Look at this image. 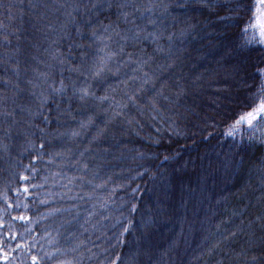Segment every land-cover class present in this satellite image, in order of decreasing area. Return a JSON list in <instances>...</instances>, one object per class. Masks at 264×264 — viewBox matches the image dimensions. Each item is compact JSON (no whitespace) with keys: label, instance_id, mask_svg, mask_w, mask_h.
I'll return each instance as SVG.
<instances>
[{"label":"trees","instance_id":"obj_1","mask_svg":"<svg viewBox=\"0 0 264 264\" xmlns=\"http://www.w3.org/2000/svg\"><path fill=\"white\" fill-rule=\"evenodd\" d=\"M33 2L40 3L41 7L30 8L29 4ZM77 2L79 0H0V4L3 5H17L10 10L0 7V24L8 25V32L13 33L8 36L11 46L6 48L0 45V53L11 52L19 45L20 51L15 59L9 61V65L14 66L18 59L21 69L20 79L17 80L11 72V67L5 73L4 68L0 66V95L15 97V103L9 100L7 107L10 111L15 110L16 119L19 121L13 129L11 139L3 140V143L8 145L7 151L0 150V210L6 208L7 204L13 205L10 213L0 219V223L4 225L0 233L9 237V240L5 241L4 251L10 254L11 264H21L22 260L24 264H28L30 261V256L25 257V254L19 250L13 251L18 243L31 246L35 242L36 248L33 249L32 254H38L37 249L41 253L52 251L53 245L67 246V240L71 239L69 234L81 231L79 223L71 221V216L75 213L63 211L52 215L49 213L55 209L69 208L76 203L82 223L83 217L93 203L87 198L83 201H71L67 197L58 195L66 190L60 187L63 181L59 176L53 174L67 173L77 176L84 174L76 172L59 158L52 159L50 163L51 158L48 153L72 148L78 155L80 150L89 146L88 141L95 135L96 126L90 127L82 136L75 139L67 136L62 139H52L50 145L46 144L43 157H38L37 152L27 144L26 137L16 131V128L26 127L27 115L22 113L20 108L34 109L38 104L36 98L31 95L33 89L27 81L35 79L39 72L49 71L46 65L54 63L45 49L51 46L66 53L70 50L69 46L73 41L82 40L77 36L76 26L71 23L67 13L71 12L77 21L80 20V15L72 12L71 7H58ZM175 2L182 3L183 0H175ZM212 3L214 6L211 10L199 4H193L187 8L170 9L171 16L164 19V23L169 26V31L177 33L176 47L181 49L182 63L175 71L190 80L200 77L196 80L200 86L198 94L194 102L190 97L188 103L196 108L199 117H214V120H208V124L211 125L208 130L200 132L198 128L203 127V122L197 115H192L190 120L198 127H192V124H187L185 127L186 122L179 121L181 129L187 135L173 137L174 142L171 144L165 140L161 146L149 147L150 142L141 139L148 135L149 129H137L140 131V136H136L132 129L122 125L120 118H117L109 125L105 136L90 146L95 152L101 153L100 157H89L90 168L94 164L102 165L99 169L100 178L94 183L100 184L111 177L105 189H98L96 195L103 198L111 196L112 199L109 201L108 210L103 212V215L108 216L109 219L101 220L103 224L101 230H90L80 239L90 240L101 248H106L108 238L114 234L119 235L122 231L121 225L127 226L130 220L133 227L129 233L124 234L125 244L110 249V255L120 254L126 261L134 259L135 264H205L208 257H202L199 261L195 258L213 242L214 238L210 232L215 231L214 225L224 218L225 213V205H217L216 201L222 196H228L226 207L230 211L235 203V197L230 194L237 192L248 178L247 174L232 175L233 168L241 158L248 161L264 154V146L248 140L250 132L246 124L240 126L241 132H238L235 137L226 135L235 121L250 110L248 102L259 85V80L253 76L252 65L259 61L262 50L257 48L255 51L238 55L236 45L239 43V35L234 23L237 18L247 22L249 17H253L252 22L255 23V18L259 16L258 0H212ZM238 3L241 7L237 14L231 10L236 8ZM9 11L12 13L11 16L8 14ZM173 16L177 18L176 21L172 20ZM112 18L115 19V17ZM100 19L108 23L104 15ZM65 24L66 28L62 29L61 25ZM188 24L195 27L189 29L185 36L179 37L180 29L186 28ZM2 40L3 34L0 33V41ZM52 41L57 43L52 44ZM71 50L79 52V49ZM72 63L76 64L78 61L73 60ZM237 63H243L246 68V71H242L239 76L231 74L232 66ZM2 64L3 60H0V65ZM68 75L69 73L65 71L64 76ZM72 75L75 78V74ZM52 78L59 81L61 77L58 70L52 73L49 82ZM5 79H10L13 84L19 83L22 91L5 89L2 83ZM65 83L68 81L65 80ZM97 94L102 95V90L97 89ZM61 106L65 107L66 104L62 102ZM72 108L77 119L87 120L88 116L95 112L92 108H80V103L76 100L73 101ZM77 109L79 114L75 111ZM45 114H49L47 109ZM50 115L54 116L55 113L52 112ZM103 118V115L95 118V125L103 128ZM35 123L39 124L40 121L36 120ZM6 126L0 122V127ZM41 127L44 125L41 124ZM55 127L56 125L53 124L49 131ZM119 128L127 129L123 136L118 137L122 141V146L112 148L109 154L104 155L102 150L114 143L111 135ZM72 129L79 130L78 124L68 121L59 131ZM209 132L213 135L205 140L204 137L208 136ZM30 139L37 147L45 142L39 138V134ZM136 151L159 153L160 159H133ZM174 152H179V156L164 162L158 170L157 165L160 164L163 155ZM30 164L37 169L35 175L25 171L23 167ZM145 168L148 169L147 172H144ZM138 172H144V175L139 176ZM19 175L31 177L29 187L31 184L42 185V187L37 189L30 187V194L25 199L24 194H18L16 191L24 186L19 182ZM45 177H47L46 181ZM91 178L90 172L85 175L86 180ZM252 184L253 188H257L258 181L255 173ZM137 186H139L138 190L133 192L132 189ZM113 189L115 191H112ZM91 191L92 188L85 184L83 188H74L69 195ZM4 194L8 198L7 204L3 199ZM259 194L257 190L255 195ZM17 198L22 204L27 203L30 211L24 210L23 207L16 209ZM41 200H46L48 203L41 204ZM132 205L136 206L137 211H130ZM213 211L216 212L215 216L212 215ZM251 211L254 212L255 209ZM21 214L30 216L32 223L11 221V217ZM209 217H211L210 220ZM96 219L99 220L100 217ZM65 221H71V223H65ZM26 229L31 231L28 232ZM13 234L17 236L16 240L10 239ZM49 235L53 245L48 242ZM98 236L100 239H97ZM205 237H208V240H205ZM87 246L92 247V244L89 243ZM235 247L238 251L239 246ZM93 251L97 249L93 248ZM87 255L85 252V257ZM0 264L4 262L0 261ZM84 264H90V262L85 258Z\"/></svg>","mask_w":264,"mask_h":264},{"label":"snow or ice","instance_id":"obj_2","mask_svg":"<svg viewBox=\"0 0 264 264\" xmlns=\"http://www.w3.org/2000/svg\"><path fill=\"white\" fill-rule=\"evenodd\" d=\"M193 4H199L210 10L214 6L212 0H183L182 3L175 2V0H169V2L166 0H79L71 5L58 6L71 7L72 12L80 15V20L77 21L71 12L67 13V16L71 18V23L76 26L77 36L82 40L80 42L73 41L69 46L70 50L66 53L51 46L45 49L54 63L46 65L49 71L39 72L35 79L27 81V84L31 85L33 89L31 95L36 98L38 104L34 109L20 108V111L27 115L26 127L16 128V131L26 137L27 144L37 152L38 157H43L46 144L50 145L52 139H62L66 136L75 139L82 136L90 127L96 126L97 131L89 139V146L80 150L78 155L72 148L48 153L51 158L50 163L52 159L59 158L76 172L84 174L79 176L67 173L53 174L59 176L63 181L60 187L66 190L58 195L67 197L71 201H83L87 198L93 203L83 217L82 223L76 203H73L69 208L55 209L49 213L52 215L61 211L70 214L74 212L71 221H77L81 231L70 233L71 239L67 240L65 247L53 245L49 235L48 242L53 245V250L41 253L37 249L38 254H32L33 249L36 248L35 242L31 246L16 244V249L13 251L19 250L25 254V257L30 256L28 264H84L85 258L90 264L92 262L94 264H135L134 259L126 261L120 254L112 253L110 255V249L125 244L124 234L129 233L133 227L130 220L127 226L121 225L122 231L119 235L114 234L108 238V247L106 248H101L90 240L80 239L90 230H101L103 227L101 220L109 219L108 216L103 215V212L108 210L109 201L112 199L111 196L103 198L96 195L98 189H105L111 177L100 184L94 183L96 179L100 178L99 169L102 165L94 164L90 168L89 157H100L101 153L95 152L90 146L105 136L109 125L117 118H120L122 125H127V128L132 129L136 136H140V131L137 129H149L148 135L141 137L142 140L150 142L149 147L152 145L161 146L165 140L171 144L174 142L173 137L187 135L181 129L179 121H185V127L187 124L198 127L190 120L192 115H197L203 122V127L198 128L200 132L207 131L211 126L208 124V120H214V117H199L196 108L188 103L190 97L194 102V98L198 94L200 86L196 80H199L200 77L190 80L186 76L177 74L175 69L182 63L181 49L176 47L177 33L170 32L169 26L164 23V19L171 16L170 9L187 8ZM0 7L10 10L17 5L0 4ZM29 7L38 8L41 7V4L33 2L29 4ZM43 7L47 8L48 5H43ZM240 7L241 5L238 3L236 8L231 11L238 14ZM257 12L259 16L255 18V23L252 22L253 17H249L247 22L242 18H237L234 21L239 35V43L236 45L237 54L243 55L246 52L255 51L257 48L262 52L259 61L252 65L253 76L259 80V85L248 102L250 110L235 121L226 135L235 137L238 132H241L240 126L246 124L250 132L248 140L264 146V0H258ZM8 14L12 15L10 11ZM102 15L108 23H104L100 19ZM176 19V17H172L173 21ZM221 19L225 18L221 17ZM194 27L195 25L188 24L186 28H181L179 37L185 36L188 30ZM61 28H66V24L61 25ZM250 32L251 35H249ZM0 33L3 34L0 45H4L6 48L10 47L11 41L8 40V36L13 33L8 32V25L0 24ZM56 43L57 41H52V44ZM73 48L79 49V52L72 51ZM19 51V45H17L11 52L0 53V60H3V64L0 66L4 68L5 73L11 67V72L17 80L21 75L20 61L17 59L14 66H10L9 61L15 59ZM73 60H77L78 63L73 64ZM56 70L59 71L61 78L59 81L52 78L49 82L52 73ZM65 71L69 73L66 77L64 76ZM242 71H246L244 64L237 63L232 66L231 74L239 76ZM72 74H75V78ZM65 80L68 83H65ZM2 83L5 89L12 88L15 92L22 91L19 83L13 84L10 79H5ZM37 89L39 91H36ZM97 89L102 90L103 94L98 95ZM9 100L15 103L14 96L0 95V122L7 125L0 127V150L4 151H7L8 145L3 143V140L11 139L14 127L19 124L15 110L10 111L7 107ZM74 100L80 103V108L95 109L94 114L89 115L87 120L77 119L72 108ZM62 102L66 104L65 107L61 106ZM49 105H54V107H49ZM104 105L107 107H103ZM46 109L49 114H45ZM75 111L79 114V109ZM52 112L55 113L54 116L50 115ZM101 115L104 117L102 119L103 128L95 125V118ZM36 120H39L40 123H35ZM68 121L78 124L79 130L59 131ZM41 124L44 127H41ZM53 124L56 127L49 131ZM125 131L127 129L119 128L112 132L111 140L114 143H111L109 148L102 150L104 155L109 154L112 148L122 146V141L118 137L123 136ZM37 134L40 139L45 141L38 147L30 139ZM212 135L213 133L209 132L204 139L207 140ZM177 156H179V152L163 155V159L157 165L158 170L164 162L173 160ZM149 158L159 160L160 154L136 151V155L133 156V159L139 160ZM23 167L25 171L31 172L33 175L37 173V169L31 164ZM147 171L148 169L145 168L144 172ZM89 172L92 178L86 180L85 175ZM144 172H138L137 175L142 176ZM254 173L258 181L257 188H253L252 184ZM237 174H247L248 178L237 192L230 194L235 197V203L230 211L226 207L228 196H222L216 201L217 205H225L224 218L214 225L215 231L210 232L214 240L195 258L197 261L206 256L208 259L205 260V264H264V154L248 161L241 158L232 170V175ZM18 179L24 186L16 191L18 194H24L25 199L30 194V187L32 189L42 187L37 184H31L29 187L31 177L28 175H19ZM46 180L47 177H45ZM85 184L92 188L91 192L69 195L74 188H83ZM138 188L139 186L132 191L136 192ZM257 190L260 193L258 196L255 195ZM3 199L7 204L6 194L3 195ZM40 203L47 204L48 201L41 200ZM15 207L16 209L23 207L24 210L30 211L29 205L22 204L19 198H17ZM12 208V204H7L6 208L0 210V219L4 215H8ZM252 209L255 211H251ZM130 211H137L136 206L132 205ZM212 215L215 216L216 212L213 211ZM96 217H100V219L97 220ZM208 219L210 220L211 217ZM11 221L32 223V218L21 214L11 217ZM71 221H65V223L70 224ZM237 221L239 222L237 223ZM3 227L4 225L0 223V229ZM9 227H11V222H9ZM26 231L30 232L31 229H26ZM10 239L16 240L17 236L13 234ZM97 239L100 237L98 236ZM7 240L9 237L0 233V261L4 264H11L10 254L4 251ZM205 240H208V237H205ZM241 241L243 242L241 243ZM89 243L92 244V247L87 246ZM237 245L239 246L238 251L235 247ZM93 248L97 251H93ZM85 252L88 254L87 257H85ZM21 264H24V260Z\"/></svg>","mask_w":264,"mask_h":264}]
</instances>
